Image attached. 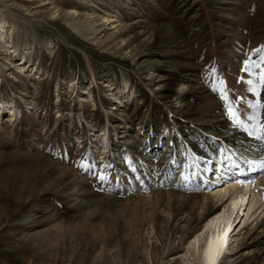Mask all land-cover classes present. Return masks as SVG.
Here are the masks:
<instances>
[{"label": "rangeland", "instance_id": "rangeland-1", "mask_svg": "<svg viewBox=\"0 0 264 264\" xmlns=\"http://www.w3.org/2000/svg\"><path fill=\"white\" fill-rule=\"evenodd\" d=\"M262 46L264 0H0V264H199L213 165L264 160Z\"/></svg>", "mask_w": 264, "mask_h": 264}, {"label": "bare ground", "instance_id": "bare-ground-1", "mask_svg": "<svg viewBox=\"0 0 264 264\" xmlns=\"http://www.w3.org/2000/svg\"><path fill=\"white\" fill-rule=\"evenodd\" d=\"M105 20L106 17L103 18V21ZM76 32L82 38H90L84 30H76ZM232 161L228 160L226 167L220 163L213 167L216 172L219 168L223 169L225 174L214 183V187H217L214 196L221 205V209L219 208L217 213L215 212L205 220L191 241L195 247L198 239L202 237L198 248L199 264H209L210 254L213 256V264H220L222 261L228 263L230 257L236 252L239 243L238 235L244 231L247 223L256 226L259 218L264 216V202L258 187L260 184L256 181V172L260 169L259 162L252 160L248 164H243L238 160ZM230 169H233L232 172L229 171ZM229 172L232 178L228 180L224 176H227ZM220 182L222 183L219 184ZM240 217H242L241 220ZM111 264L114 263L111 262Z\"/></svg>", "mask_w": 264, "mask_h": 264}, {"label": "snow or ice", "instance_id": "snow-or-ice-1", "mask_svg": "<svg viewBox=\"0 0 264 264\" xmlns=\"http://www.w3.org/2000/svg\"><path fill=\"white\" fill-rule=\"evenodd\" d=\"M253 51H256L255 49H253ZM261 51L264 52V46L261 47ZM247 63V61L245 62ZM259 66V80L261 83H264V55H261L259 61L256 62ZM243 71H248L247 68L242 69ZM214 71V70H213ZM253 75H256V73H253ZM248 84L253 85L252 87L249 88V91H253L256 92L257 88L256 86L253 84L252 80L247 81ZM213 90L217 91V89L215 88V86L213 85ZM221 92V99L225 100L227 102V94L221 89L219 90ZM228 111V115L231 117H236L235 111L232 109L231 106H228L227 108ZM251 134V133H250ZM259 166L261 168H264V160L259 161ZM100 179H103V176L99 177ZM209 264H213V256L210 254L209 255Z\"/></svg>", "mask_w": 264, "mask_h": 264}]
</instances>
